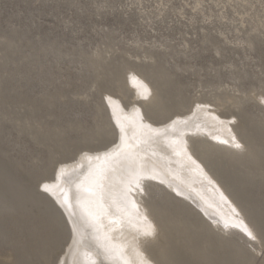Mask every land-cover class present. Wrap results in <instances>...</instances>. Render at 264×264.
Segmentation results:
<instances>
[{"label":"rangeland","instance_id":"374dc122","mask_svg":"<svg viewBox=\"0 0 264 264\" xmlns=\"http://www.w3.org/2000/svg\"><path fill=\"white\" fill-rule=\"evenodd\" d=\"M138 74L145 84L142 94L131 85ZM262 98L264 0H0V163L12 179L0 170V185L8 183V191L0 189V264H82L83 241L90 238L100 248L103 264H125L110 258L94 238V220L79 211L80 173L73 174L72 182L67 177L55 182L62 178L59 173L71 176L69 168L83 158L76 170L87 175L98 168L99 154L124 144L116 107L134 110L140 120L134 130L142 132L145 123L156 129L169 126L166 131L177 140L190 135L187 145H193L232 200L237 208L232 212L251 229L226 220L217 199L215 205L199 198L196 189L208 192L215 181L203 183L196 171L163 157L174 145L153 137L154 144L145 146L148 154L168 170L172 163V172H185L187 179L174 182L190 191L182 196L141 175V196L159 229L156 239L143 244L155 263L264 264ZM198 107L222 117L227 131L234 129L230 132L241 141L238 149L207 135L211 124ZM186 123L189 127L182 130ZM130 152L120 156L130 157ZM207 208L214 215L203 210Z\"/></svg>","mask_w":264,"mask_h":264},{"label":"bare ground","instance_id":"6f19581e","mask_svg":"<svg viewBox=\"0 0 264 264\" xmlns=\"http://www.w3.org/2000/svg\"><path fill=\"white\" fill-rule=\"evenodd\" d=\"M138 76H139V74L137 76H134L132 78V81L131 82H133L134 86H133V84H131V85H132V87H133V89H134L135 92H138V93H141L142 94V92L144 91V88H145L144 87L145 84L144 85L142 84V81L143 80L140 77H138ZM148 88H150V87H148ZM150 91L151 90H149V92ZM143 94H145V93H143ZM147 95H149V93ZM154 97H155L154 96V93L151 92L150 93V98H154ZM113 103L115 104V101ZM120 103L121 102H119V104ZM198 103H200V102H198ZM117 105H115V106H117ZM121 105H122V103H121ZM151 109L152 108H150V110ZM197 109H198L197 111H199L198 113H200V115H202V117H204V122H207V123H210L211 124V126H208L210 128H207L206 127V131H209L207 135H209L211 138L212 137L213 138H217L219 140L225 141L226 144L227 143L229 144V146H226L225 143L222 142L223 144H221V145H224L226 147H234L235 146V149H238L237 148V145L240 144L241 141L238 138V135L236 133L234 134L233 132H230L232 129H230V131H227L228 128H227V125L225 124L226 121H222V119H220L222 117H216V116H214V115H216L215 113L211 112L210 110H205V109H203L201 107H198ZM133 111L123 112V110L120 109L119 107L118 108L116 107V109H114V115H115V118H116L117 125L121 129V133L123 132V135L125 134L124 137L121 136L122 138H124V139L121 140V141H124V144H122V145L119 144V145L111 148L108 153L106 151V152H104V154L102 153L103 155H100L99 154L97 156V160L98 161L102 158V156H103V159L104 160H106V159L107 160L113 159V160H111L109 162H105L103 160L102 161L100 160L101 162L100 161L99 162L96 161L94 164L96 165V163H97L96 167H98V168L97 169L96 168L92 169L88 174L86 173L87 175L83 176V175H81L82 172H84L83 169H82V171L79 169L80 172L78 170H76L80 166V164L84 161V158H83V159H81V162H78V163L76 162L77 164L74 167L69 168L70 170H73V171L70 172L71 173V176L70 175H69V177L67 175L63 176L62 174L59 173V175H61V176H59V178H61V177L62 178L60 180H56L55 182H58V183L59 182H63L62 179H65V182H66L67 178H70L68 180L71 181L72 177H73V179L75 178L74 175H76L77 173L78 174L80 173L79 176L77 175L78 177L76 179L77 181L80 180V182L77 184V187H78L79 190H81L80 193L82 194V195L80 194V196H82V197H80V199H78L79 200V204H80V209H81L79 211L82 213L81 215L84 217V219L87 218L88 220H91V219L94 220V222L90 223L92 225V227L94 228V231H95V235L96 236H94V238L97 239V241L101 243L100 245H101V247H103V249H106L105 252L108 253V255L110 256V258H114V259L119 260V261L121 260L125 264H147V263L148 264H156L155 261L150 257V255L148 254V252L145 250V248L143 246L144 243L146 244V243L152 241L154 238L155 239L157 238L156 235L158 234L159 229H158L156 223L153 222V219L150 216V213L148 211V208L144 204L143 197L141 196L142 195V192H140V189L141 188H144V186H141V185H145V183L140 182V181H142L144 179L143 177H141V175L144 176V177L145 176H147V177L148 176H151V178H154V179H157V180L163 182L165 184V187L166 186L168 187V190H171V191H174L175 190L176 192H178L182 196L183 195L184 196H189L190 191L183 190L184 187L182 189L181 187L177 186V184H175V182H174V179L177 178V177L178 178H182L184 180L187 179L186 178V174L184 172L185 170L184 171L181 170V171L184 172V174L183 173H179V172L175 173L174 172L175 170L172 172V168H173L172 167V163H170V165H171L170 170H168L169 168L166 169L165 168V165L162 166L161 163H160V161H159V159L156 156L151 155V154L150 155L148 154L147 148H145V146L151 144V142L153 140V137H155V138L157 137V139L158 138H161L158 141H160L163 144L164 143L166 144L169 141H172V143L174 145L172 147L170 146V148L172 150L171 151L168 150L169 151L168 152L169 153L168 155H164V154L161 153V155H163V157H166L167 159H169V161H173L174 160V162H175V160H176L177 161L176 163H178V164L181 163V164L185 165V168L186 169L188 168V170H189L191 168V171L192 170L193 171H196L197 172V176H199V178L202 179V182L203 183L205 182V179H208V182H209V179H210V181L213 182V181H215V178H213V176L211 175L210 171L208 170L207 165L205 166L204 162L202 160H200L195 155V149L194 148H191L193 145L191 146L189 144L191 147H189L187 145L188 143H190L192 141V137L190 135H189V137L187 135V137L184 138L185 139L184 141L181 140V138L183 139V137H181L179 140H177L176 139V136L173 137V136H171V135L168 134V131L169 130L166 131V129L169 126L167 127L165 125L167 128H165V127L164 128H159L158 127V129H156V128H153V127H151V126H149V125H147L145 123H142V125H144V129H143L142 132L139 131V129L134 130L132 128V126L133 125L136 126L137 124L135 125L134 123H138V121H140V120L135 117V113H134V115L131 113ZM151 112H153V114H155V113L157 114V113H160V110L155 109L154 111L151 110ZM144 115L147 116L146 113ZM191 116H192V113H191ZM195 117H196V114H195ZM136 119H137V121H136ZM143 119H145V117ZM146 120H148V119H146ZM174 122H175V120H174ZM189 122L192 123V120H189ZM147 123H148V121H147ZM182 124H184V123H182ZM193 124H195V123H193ZM151 125H153V123ZM185 125H186V127H182V130H184L187 127H189V126H187L188 125L187 123ZM174 126H178L179 127V125H174ZM138 127H139V125H138ZM171 127H172V124L170 125V128ZM195 129L198 130L197 128H195ZM188 130H189V128L187 129V131ZM136 131H138L139 133L136 132ZM173 131H175V129H173ZM189 131H192L193 132V130H189ZM192 132H191V135H192ZM119 135H120V133H119ZM196 135H198V133ZM199 135H201V134L199 133ZM129 137H131L133 139V142L130 141ZM203 138L206 140V136L203 137ZM189 140H190V142H189ZM208 142H210V141H208ZM210 143L213 144L212 142H210ZM152 144H154V143L152 142ZM215 144H220V143L219 142L218 143L216 142ZM130 150H131V152H130L131 153V156L130 157H128L126 155L120 156V155H122L121 152H123V151H130ZM200 154L202 156L205 155V151H201ZM91 157L94 158L93 156H91ZM92 160H94V159H92ZM85 161H86V159H85ZM142 161H144L145 163L144 164L143 163H140ZM137 162H139V164H137ZM207 162H208L209 167L213 169V167H214L213 162L212 161H208V160H207ZM91 163H93V162H91ZM184 163H186V164H184ZM0 164H1L0 167L2 168V169L0 168V170H3L5 172L4 174L6 175L7 179L11 181L12 179H11V176L8 174V170H7L8 168H5L4 167L6 164L3 165L2 162ZM195 164H198L199 166H201L200 169L203 170V173L204 174H208L209 177L207 176V178H206V176L204 174H202L203 176L201 174H199V171H200V170H198L199 167L197 169ZM89 165H90V163H89ZM180 166L181 165H179V167ZM83 167H85V166H83ZM112 167H113V169L111 171L110 168H112ZM65 169H66V167H65ZM65 169L63 167V170L64 171H65ZM165 170L167 171V173H168L169 176H166ZM55 171H57V170H55ZM76 171H78V172H76ZM0 174L2 175V173H0ZM188 174L191 175L190 172H188ZM3 178H5V177H3ZM106 182L107 183H110V185H107L104 188L103 186H105L104 183H106ZM143 182H145V181H143ZM186 182H188V181H186ZM6 185L5 186L0 185V189L4 188V189H6L8 191ZM78 185H80V186H78ZM197 185H199V184H197ZM180 186H182V185H180ZM204 186H205V184H204ZM49 188H51V187H49ZM192 188H195L196 189L197 187L194 186ZM206 188H207V186H206ZM96 189L99 190L98 193H95V190ZM18 190H19V188H18ZM52 190H53V188H52ZM206 190L207 189H204L201 186L200 187V192L197 189H196L195 192H198L197 195H200L199 198L205 199L206 201H210L211 204H213L214 203V200L217 199L219 202L222 203V205L224 206V207L223 206L222 207L225 209V211L228 212V213H226L222 209L219 210L222 213H224L222 215L225 216V219L226 220H228V221H230V222H232L234 224L236 223V224H238V225H240L242 227H245L246 230L247 229H249V231L251 230L249 228L248 224L246 222H243L242 221L243 217L241 218V216L239 215V213H237V215H235L232 212L233 209L236 210L237 208L236 209L234 208L235 205L232 203V200L225 194L223 188L219 184H217L216 181H215V186L210 187V189H208V192ZM20 191L22 193V190H20ZM209 191H210V193H209ZM50 192L52 193V191H50ZM143 194H145V193H143ZM53 195H55V193ZM58 199L59 198H57V200ZM185 199H186V197H185ZM195 199H197V198H195ZM197 200H195V201L198 202ZM188 201L190 202V200H188ZM53 202H54V204H55V206H56L57 209H59V210L63 209V207L60 208L61 206L59 207L57 205L58 202H55V201H53ZM200 205H201V203H200ZM202 206L203 205H201V207ZM210 206H212V205H209L208 207L210 208ZM203 210L207 214H209V215H214V214L211 213V209H210V211L208 210V208L206 210L205 209H203ZM62 211L64 212L65 210H62ZM59 212L61 213V211H59ZM64 214H66V213L64 212ZM79 216H78V218H79ZM64 219H66V218H64ZM65 221H67V220H65ZM65 223H67V222H65ZM68 225H71V223H69ZM68 225H66V226H68ZM82 225H84V224H82ZM97 228H98V230H97ZM86 229H88V228H86ZM69 230H71L70 227H69ZM103 231L106 234H104ZM71 232H72V230H71ZM83 232H85V231H83ZM102 232H103V234H102ZM73 233H71V234H73ZM78 234L79 233H77V236H78ZM141 234H144V236H142ZM79 236H81V235H79ZM83 237H85V236H83ZM89 237H91V236H89ZM105 238H107L108 241H110L111 239L112 240L110 242H107L105 240ZM93 240L90 238L88 240H84L83 241V243L86 244L85 245L86 248L82 247V248H84V250H82V251H84L85 258H86L84 260L85 264H99V263L100 264H103V263H106L105 260H104V258L101 255L100 248H98V246L95 245V242ZM128 241L130 243L129 244H126V246H124V247L119 246L121 243H128ZM127 255H129V258L130 257L131 258L130 259L129 258L126 259ZM111 261H112V259H111ZM158 261L161 263V261L159 259H158ZM84 262H82V264H84ZM58 263H60V262H58ZM74 263H75V260H74ZM117 264H118V261H117Z\"/></svg>","mask_w":264,"mask_h":264},{"label":"snow or ice","instance_id":"6c2138e0","mask_svg":"<svg viewBox=\"0 0 264 264\" xmlns=\"http://www.w3.org/2000/svg\"><path fill=\"white\" fill-rule=\"evenodd\" d=\"M239 147V145H237Z\"/></svg>","mask_w":264,"mask_h":264}]
</instances>
